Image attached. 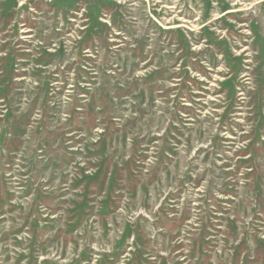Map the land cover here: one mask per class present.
Here are the masks:
<instances>
[{"label":"rangeland","instance_id":"rangeland-1","mask_svg":"<svg viewBox=\"0 0 264 264\" xmlns=\"http://www.w3.org/2000/svg\"><path fill=\"white\" fill-rule=\"evenodd\" d=\"M0 264H264V0H0Z\"/></svg>","mask_w":264,"mask_h":264}]
</instances>
